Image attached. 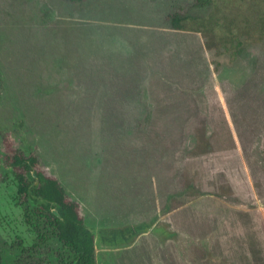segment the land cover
<instances>
[{"label":"rangeland","instance_id":"obj_1","mask_svg":"<svg viewBox=\"0 0 264 264\" xmlns=\"http://www.w3.org/2000/svg\"><path fill=\"white\" fill-rule=\"evenodd\" d=\"M17 150L96 264H264V0H0V264H60Z\"/></svg>","mask_w":264,"mask_h":264},{"label":"trees","instance_id":"obj_2","mask_svg":"<svg viewBox=\"0 0 264 264\" xmlns=\"http://www.w3.org/2000/svg\"><path fill=\"white\" fill-rule=\"evenodd\" d=\"M195 1L200 7L210 3V0ZM183 17L173 14L169 18L172 25L179 28ZM4 162L16 170L17 191L28 219H31V212L39 214L67 252V255H62L60 264H96V236L85 224L80 204L70 199L59 180L35 170L39 160L34 154L17 150L12 156L5 157ZM140 227H133L129 232L133 235L146 226Z\"/></svg>","mask_w":264,"mask_h":264},{"label":"flooded vegetation","instance_id":"obj_3","mask_svg":"<svg viewBox=\"0 0 264 264\" xmlns=\"http://www.w3.org/2000/svg\"><path fill=\"white\" fill-rule=\"evenodd\" d=\"M131 228H133V227H131ZM130 228V229H131ZM130 230H127L126 231V234H124L125 236H132V234H131V232H129ZM112 233L113 232H116V231H111ZM124 235L123 236H121V237H124ZM112 237H113V235H112ZM111 237V235L109 236V240H112L113 238ZM115 237V236H114ZM117 237V236H116Z\"/></svg>","mask_w":264,"mask_h":264},{"label":"water","instance_id":"obj_4","mask_svg":"<svg viewBox=\"0 0 264 264\" xmlns=\"http://www.w3.org/2000/svg\"><path fill=\"white\" fill-rule=\"evenodd\" d=\"M54 212L56 213V211L54 210ZM151 226H146V227H144V228H142V229H144V230H147V229H149Z\"/></svg>","mask_w":264,"mask_h":264}]
</instances>
